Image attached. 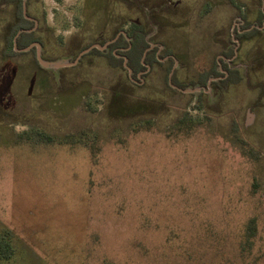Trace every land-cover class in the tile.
Instances as JSON below:
<instances>
[{"label": "rangeland", "instance_id": "obj_1", "mask_svg": "<svg viewBox=\"0 0 264 264\" xmlns=\"http://www.w3.org/2000/svg\"><path fill=\"white\" fill-rule=\"evenodd\" d=\"M37 1L49 61L73 62L104 27L83 0ZM111 8L118 30L146 19L151 46L165 33L156 23L163 10L170 29L184 25L168 44L193 51L179 73L191 79L185 85L228 72L221 60L238 48L237 14L256 23L239 39L250 43L242 66H231L237 76L212 94L173 90V60L144 75L96 53L78 69L50 72L33 58L0 57V264H264V0H113ZM227 17L220 53L209 28L220 31ZM156 46L152 57L169 54ZM252 218L258 233L243 254Z\"/></svg>", "mask_w": 264, "mask_h": 264}, {"label": "flooded vegetation", "instance_id": "obj_2", "mask_svg": "<svg viewBox=\"0 0 264 264\" xmlns=\"http://www.w3.org/2000/svg\"><path fill=\"white\" fill-rule=\"evenodd\" d=\"M85 5H94V7L97 9V14L99 16L104 18V27L98 32V36L95 39V43L92 45L86 46L84 49H81L80 52H78V55L75 57V61L78 60L79 56L82 54L83 51L88 50L89 48L93 47L92 50L85 53L79 58V61L74 66L70 67H63L59 70H66V69H78V67L84 63V59L91 56L92 54L96 53L101 56L109 57L111 60H122L123 68H125V59H127V65L132 70L131 74H135L136 69H133L130 66V58L129 54L131 50L133 49V43H134V36H131L132 33V25L136 21H128L126 25H122L121 29L118 30V24H117V15H114V12L111 8L113 4V0H108L105 2V0H83ZM117 2V1H115ZM114 7V6H113ZM115 8V7H114ZM33 10V11H31ZM24 16L26 22L22 23L21 16ZM245 16V15H244ZM242 14H237L234 19H236V25L238 26L236 29V35L238 36V39H231V43L236 44L238 46L237 49L232 50V58L228 62H225V58H223L221 61H223L226 65V70L228 72H222L220 61H218V67L220 68L218 71V74H212L210 77L212 79H219L216 81H213L211 85H208V78L206 82L204 80L200 79L198 82H194V85L189 84L185 85L183 89H187L188 87H195L196 85H199L204 88H198L200 89L197 91L194 87L192 88V92L190 94H195L197 92L201 93H208L211 91V94L213 93V85L214 83H219V81L225 82L228 81L231 74L234 70L238 71L239 69H232V65L236 68V65H240V63H236V60L241 57L242 50L245 46L249 45L250 42H242L239 39L243 37V35H248L250 32L253 31V27H255V23L246 26L245 17ZM144 21H147L143 18ZM264 18L259 19V22L262 23ZM26 26V27H24ZM126 26V28H125ZM255 30V29H254ZM257 30V29H256ZM148 33H146L145 38H147ZM45 32L42 28V21L40 18V14L38 12V1L37 0H22V3H20L19 0H0V57L3 60L4 63L8 62L9 59L15 57V56H24L28 58H33L36 61V64L39 66V68L43 71L48 72V70L42 68L38 61V48L36 44L40 45V55L41 57L47 60V56L49 53H53L52 49H47V45L45 42ZM249 37V36H247ZM147 42V41H146ZM157 49L161 47L162 50L164 49V45L162 44H156ZM148 48L151 46L148 42ZM241 46V47H240ZM163 47V48H162ZM241 48V49H240ZM28 49V50H27ZM55 50V49H54ZM72 52L69 55L76 54V51L74 49L71 50ZM153 51V50H152ZM151 51V52H152ZM66 56V55H62ZM157 62L159 64H167L172 60L171 56L164 55L162 58L157 56ZM70 62V63H73ZM147 62L145 65L143 64L145 68V73L148 70ZM242 66V64L240 65ZM126 69V68H125ZM175 69L174 67L172 68ZM171 71V73H172ZM50 72V70H49ZM170 73V83L171 85L175 86L172 87L173 90L179 92V88H181L177 83V80L174 79V75ZM130 74V75H131ZM220 75V76H219ZM224 78V79H223ZM138 79L140 78V74H138ZM223 79V80H222ZM176 82V83H175ZM169 83V81H168ZM212 86V87H211ZM178 88V89H177ZM182 93V90L181 92Z\"/></svg>", "mask_w": 264, "mask_h": 264}, {"label": "crops", "instance_id": "obj_3", "mask_svg": "<svg viewBox=\"0 0 264 264\" xmlns=\"http://www.w3.org/2000/svg\"><path fill=\"white\" fill-rule=\"evenodd\" d=\"M184 1V0H183ZM228 6V5H227ZM228 7H230V6H228ZM167 10H163V12L162 13H159V15L161 16L157 21H156V23H157V26L159 27V28H161V29H163V30H165V33L163 32H161L160 34L161 35H158V37L155 39V42H156V44H162V45H164L165 47H167L168 49L167 50H169L168 51V53H169V55L171 56V58H172V60L174 61V68L175 69H173V71H172V75H174V79L175 80H177V83L176 84H178L181 88H179V93L181 92V90H192V87H188L187 89H183V87L185 86V83H187V82H189L191 79L188 77V76H183V77H180V75H179V73L180 74H182V72L184 73V68H185V66L188 64V63H190L191 64V62H192V60L193 59H195V56H194V54H193V51L192 50H190L189 48H187V45L185 44V45H182V47L184 48V47H186L185 49H188L189 51H186L185 53H183L182 55H180L178 52H176V51H174V50H172V49H170V46H169V42H171L173 39H174V42H175V45L176 44H178L179 43V40H178V43L176 42V39H178L179 38V36L181 35V34H178L177 33V30H178V28H180V29H185V27H184V25H180L179 26V24H174L173 26H175L176 28L175 29H170L171 28V24H172V20L170 21V22H168V19H167V16L164 14L165 12H166ZM208 12V11H207ZM212 15H214V13H212ZM165 18L167 19V21L165 20ZM217 19H219V15L215 18L214 16H212L211 17V20H213V21H215V20H217ZM260 19V18H259ZM229 22H230V19L227 17V20H226V25L223 27V26H221V27H223L220 31H215L214 29V31L212 30V28L214 27V25L211 27V28H209L210 29V31H211V36H210V40H211V42H212V38H213V33L214 32H217V36H218V38H217V41L215 42L216 44H221L222 46H221V49L219 50V51H221L220 53H224V52H226V50H227V47H228V44H229V40H228V25H227V23L229 24ZM255 22V21H254ZM135 23H137V24H140L143 28H144V30L146 31V33L148 32V28H147V24H145L146 23V21H144L143 19H140L139 20V22H135ZM203 26V30H204V28L206 27V25L204 26V24H202L201 25V27ZM166 29H167V31H166ZM183 29V30H184ZM183 30H181V32L183 31ZM133 33V32H132ZM167 34V35H166ZM169 34V35H168ZM184 34V33H183ZM182 34V35H183ZM131 36H133L132 34H131ZM250 36V35H249ZM183 37H184V35H183ZM219 37H220V40H219ZM222 38V39H221ZM141 42V41H140ZM142 43H143V41H142ZM141 43V44H142ZM145 43L147 44V42H146V40H145ZM155 46V44L154 45H152V46H150L149 48L148 47H146V49H144L143 50V53H142V56H141V58H142V60H141V62H142V64H144L143 62V60H148V59H152V60H150V62H149V64L147 65V67H148V70L146 71V73L151 69V67L152 66H154V64H156L155 63V56L154 57H152V50H153V47ZM177 47H179L178 45H177ZM137 53V52H136ZM188 53V54H187ZM150 55H151V57H150ZM185 65V66H184ZM134 66H135V64H134ZM165 67H167V64H165ZM214 72V71H213ZM213 72L212 73H210V75H212L213 74ZM145 73V72H144ZM144 73H142V74H144ZM236 76H237V72H233ZM232 73V74H233ZM184 75H185V73H184ZM210 75H209V77H210ZM212 77V76H211ZM209 78L208 79V85H211V83L213 82V81H216V80H219V79H212V78ZM224 79V78H223ZM222 79V80H223ZM143 81H144V79H143ZM191 84V83H190ZM195 89H198V88H204V87H201V86H199V85H196L195 87H194ZM178 89V88H177ZM178 92V91H177ZM182 94L183 95H188V94H190V93H185V92H182Z\"/></svg>", "mask_w": 264, "mask_h": 264}, {"label": "trees", "instance_id": "obj_4", "mask_svg": "<svg viewBox=\"0 0 264 264\" xmlns=\"http://www.w3.org/2000/svg\"><path fill=\"white\" fill-rule=\"evenodd\" d=\"M20 3H22V0H19ZM22 18V23L26 22L24 16H21ZM261 18H264V12H261ZM260 18V20H261ZM26 27V26H24ZM132 32L131 33L134 36V43H133V49L131 50L130 54H129V58H130V66L133 69L140 70L143 69L144 66L141 62V55L143 53V50L148 46V44L145 43V36H146V31L144 30V28L137 23H133L132 25ZM130 34V35H131ZM141 41V42H140ZM143 41V43H142ZM142 43V44H141ZM137 52V53H136ZM155 62H157V59H154ZM134 63L135 66H134ZM184 122V121H182ZM38 137L41 140H44L47 143H51L53 140V138L43 132L37 133ZM74 136V135H73ZM73 136H70V138H74ZM257 233H258V225H257V219L256 218H252L251 220H249L247 226H246V232H245V236H244V240L242 242L241 245V252L244 253H249L255 238L257 237ZM6 247H2L0 246V254H6Z\"/></svg>", "mask_w": 264, "mask_h": 264}, {"label": "water", "instance_id": "obj_5", "mask_svg": "<svg viewBox=\"0 0 264 264\" xmlns=\"http://www.w3.org/2000/svg\"><path fill=\"white\" fill-rule=\"evenodd\" d=\"M37 48H38V61H39V64L42 68L46 69V70H59L63 67H70V66H74L76 65V63L79 61V58L84 55L85 53L89 52L90 50H92L93 47L89 48L88 50H85L82 52V54L79 56L78 60L73 62V63H70L68 61H65V60H57V61H46L44 60L41 55H40V45L39 44H36ZM28 50V49H27ZM125 68L129 70L130 73H132V70L130 69V67L127 65V59H125ZM200 89H197V91H199ZM182 92H185V93H190L192 92V90H182Z\"/></svg>", "mask_w": 264, "mask_h": 264}]
</instances>
